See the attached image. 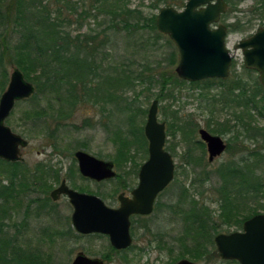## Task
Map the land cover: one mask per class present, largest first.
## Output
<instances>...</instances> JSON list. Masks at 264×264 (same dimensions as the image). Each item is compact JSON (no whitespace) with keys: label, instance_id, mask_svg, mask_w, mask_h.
<instances>
[{"label":"rangeland","instance_id":"1","mask_svg":"<svg viewBox=\"0 0 264 264\" xmlns=\"http://www.w3.org/2000/svg\"><path fill=\"white\" fill-rule=\"evenodd\" d=\"M92 1L67 0L71 7H66L64 12L70 17L69 29L74 33L91 31L93 28L98 30L105 28L106 22L102 15L92 8ZM119 1L122 4H129L131 8L142 10L146 16L152 13L158 14L160 11L151 8L156 0ZM58 2L59 6H62V1L58 0ZM186 2L187 0H184V7ZM227 4V11L224 13H227V16L222 14L219 23L228 27L226 43L233 56L229 78L239 75L248 83L247 86L250 89L253 79L258 78L259 74L255 70L250 74L247 73L242 49H236V45L240 40L252 35L258 27L263 26L264 10L256 11L255 0H243L237 6H232L228 2ZM173 6L176 9L184 8L176 4ZM161 7L165 5L161 4ZM85 10H92V14L99 13V17L96 20L94 15L85 16ZM233 23L241 30L231 31L230 25ZM161 34L163 35L156 37L155 33L147 28L138 32L127 30L111 32L107 61L118 68L126 66L137 72L144 71V74L149 76L153 74V79L158 80L153 83L151 89H146L147 84L138 85L127 95L135 100L136 109L149 110L153 100H159L158 120L165 121L167 125L165 148L175 160L173 181L158 196L153 212L135 219L132 227L133 242L126 250L119 252L113 249L108 236L98 233L82 234L75 230L71 219L73 207L66 196L61 195L58 200L51 199L49 208L43 209L37 203H32V199H37L38 195L44 194L43 191L21 193L17 202L12 200L10 203L11 213L6 220L9 223L8 234L9 236L18 234L17 244L22 250L35 253L39 264H71L80 251L92 257H102L104 264H175L182 258H188L200 264H237L233 262L234 260L226 262L227 260L221 257L217 250L215 236L219 233L242 230L243 227H239L238 224L249 215L248 209L254 207L255 201L248 202L247 209L237 202L238 208L242 205L244 209L232 210L230 213L233 214L229 217L228 224H223L222 217L219 215L221 210L218 201L222 177L217 174V170L230 159L235 158L240 161L245 155L244 152L248 150H250V153L248 152L250 156L253 150L264 155L262 138L259 135L256 137L249 135L254 129L264 128V116L251 107L247 111L242 104L223 106L219 99L223 86L218 82L205 84L202 80L200 84L194 85L187 80L185 83L176 82L175 78L170 80L165 73L171 68L178 76L176 67L179 61L173 67L170 66L168 57L172 48L166 41L168 35ZM5 67L8 71L7 88L12 70L18 67L9 63ZM164 80L168 81L165 91L161 89V82ZM5 90H0V97ZM147 93L152 96L149 100L145 98ZM158 95L161 97L157 98ZM37 102L46 109L44 98L40 96V101ZM99 103L101 102L93 105L85 101L78 105L73 115L58 129L55 140L58 146L55 150L50 145L53 140H47L46 133H52L56 123L49 118L37 120V123L26 118L25 113L33 108L35 101L30 99L18 101L7 118L6 123L29 141L28 145L22 149L24 159L21 162L29 167L37 165L58 170L48 179L49 196L50 192L60 185L62 179L67 177V183L70 186L73 185L78 190L102 194L108 205L118 206L117 196L122 192V189H119V181L124 177L102 182L84 179L74 156L78 150H84L98 158L115 163L118 144L114 142V135L117 127L123 125V115L117 112L113 105ZM250 110L253 113L249 112ZM147 115L148 112L140 114L136 125L145 126ZM45 124L49 125L46 132ZM200 128H205L214 135H220L226 144L230 145L228 150L226 149L213 162L208 160L207 145L199 134ZM148 146L149 143L146 147L138 146L136 163L128 160L127 164H123L124 161H121L120 167L115 163V170L120 175H126L125 180L131 182L132 187L138 185L139 178L133 174L128 176V174L136 172V169L139 171L148 159ZM189 152L194 155L190 162L187 158ZM257 172L264 180V159L258 166ZM206 176L208 178H204ZM4 177H6L5 173L0 175L1 179ZM3 183L7 184L8 180L4 179ZM193 200H197L200 205L208 208L206 212L210 213L218 225L217 228L212 229L208 224L203 241L207 246L209 245L210 252L203 254L204 257L199 260L188 256L182 257L181 254L186 251L179 241L184 233V218H187L190 213L189 209ZM260 204H264V200ZM256 211L264 213V209ZM209 234H213L215 247L209 241Z\"/></svg>","mask_w":264,"mask_h":264},{"label":"trees","instance_id":"2","mask_svg":"<svg viewBox=\"0 0 264 264\" xmlns=\"http://www.w3.org/2000/svg\"><path fill=\"white\" fill-rule=\"evenodd\" d=\"M61 1L62 6H59L58 0H0V90H5L7 85L8 71L5 67L7 63L16 65L23 71L25 77L34 83L35 92L26 99L35 101V104L25 115L28 120L36 123L42 118H49L56 123L53 132L46 133L47 140H53L50 145L54 150L58 146L55 141L58 129L73 115L78 105L85 101L93 105L98 102L113 105L115 110L123 115V125L117 127L114 135V142L118 144L117 158L114 161L119 167L122 163L127 164L128 160L136 163L138 146L146 147L148 144L144 126L136 125L137 117L146 114L148 109H136L135 100L127 93L134 91L138 85L147 84L146 89H151L153 83L158 80L153 79V74L149 76L144 74V71L137 72L126 66L118 68L108 62L109 35L111 32L122 30L138 32L147 28L155 33L156 37H160L163 34L157 27V13L146 16L142 10L131 8L129 4H122L119 0H93L92 8L102 15L106 22L105 28L74 33L69 29L70 17L64 12L66 7L71 6L67 0ZM241 1L243 0H227L232 6H237ZM161 4L184 7V0H156L151 8L160 10ZM254 6L256 11H263L264 0H255ZM91 11L85 10L84 15H94V19L97 20L99 13L92 14ZM224 16H227V13ZM230 27L231 31L241 30L239 27L236 28L235 23ZM166 41L172 48L168 62L173 67L179 61V52L169 36L166 37ZM167 71L165 74L170 80L175 78L176 82H186L173 73L171 68ZM246 71L250 74L253 70ZM202 82L205 84L218 82L223 86L219 94L223 106L242 104L247 111L251 107L264 116V86L260 83L259 76L253 79L251 91L248 83L237 74L228 79L209 78ZM161 83V89L165 91L168 81L164 80ZM200 83L191 82L194 85ZM151 94L147 93L145 98L151 99ZM40 96L46 101V109L37 102L40 101ZM44 127L46 132L49 125L45 124ZM249 135L254 137L259 135L264 143V128L254 129ZM229 147L227 143V150ZM248 152H244L245 155L240 161L230 159L217 170V174L222 177L218 201L223 224H228L229 217L233 214L230 213L232 210L247 209L248 202L252 200L255 201V205L248 209L250 213L239 222V227H243L246 219L259 214L256 210L264 209V204H260L264 200V180L257 172L264 155L253 150L250 156ZM187 158L190 162L194 155L189 152ZM56 172L58 170L53 168L37 165L29 167L23 162H10L0 158V175L5 173L4 179L8 180V183L4 184V179L0 178V264H39L35 253L26 252L17 244L18 234L9 236L7 230L9 223L6 220L11 213V201L17 202L22 194L31 191L35 193H38V190L39 193L43 191L44 194L32 199V203H37L43 209L49 208L52 201L49 196L48 179ZM237 202L245 207L240 205L238 208ZM206 209L208 208L200 205L197 200H193L190 213L184 218V233L179 238L186 251L181 254L182 257L188 256L199 260L210 252L209 245L203 241L204 234L208 224L212 229L218 225ZM209 241L215 247L213 234H209ZM233 262L239 264L236 260Z\"/></svg>","mask_w":264,"mask_h":264},{"label":"water","instance_id":"3","mask_svg":"<svg viewBox=\"0 0 264 264\" xmlns=\"http://www.w3.org/2000/svg\"><path fill=\"white\" fill-rule=\"evenodd\" d=\"M227 7L225 0H187L183 9L173 6L160 9L156 18L157 27L161 33L170 37L179 51L176 72L180 78L190 82L229 78L233 56L226 43L228 27L219 23ZM239 48L244 55L245 67L257 71L259 81L264 86V25L240 40L236 45V49ZM35 89L34 83L25 77L21 69L12 70L9 84L0 97L1 159L10 162H21L24 159L22 149L29 141L15 132L6 120L16 103L30 97ZM158 111L159 100L154 99L144 126L149 142V157L141 166L139 184L132 192L133 198L120 195V206L110 207L97 195L70 188L65 180L51 191L53 200L62 194L68 195L74 208L72 221L77 232L107 234L117 249L132 244L130 217L152 213L158 193L175 176L174 157L165 149L166 123L158 120ZM199 134L207 144L210 162L226 151L227 144L220 135H214L205 128H200ZM75 156L84 176L100 181L111 179L117 174L113 161L98 158L84 150H78ZM215 243L223 259L237 260L240 264H264V213L245 220L242 230L217 234ZM71 264H104V259L80 251ZM175 264L200 263L182 258Z\"/></svg>","mask_w":264,"mask_h":264},{"label":"flooded vegetation","instance_id":"4","mask_svg":"<svg viewBox=\"0 0 264 264\" xmlns=\"http://www.w3.org/2000/svg\"><path fill=\"white\" fill-rule=\"evenodd\" d=\"M165 122V121H164ZM166 123V122H165ZM166 132H167V125H166ZM207 145V144H206ZM75 156V155H74ZM221 156V155H220ZM219 156V157H220ZM75 158H76V156H75ZM218 158V157H217ZM77 159V158H76ZM78 161V160H77ZM115 167V169H116V166H114ZM78 168H79V164H78ZM141 169V168H140ZM79 171H80V169H79ZM116 172H117V170H116ZM139 172H140V170L136 173V172H133V173H129L128 174V176L129 175H132L133 174V176H137L138 178H139ZM80 174H81V176L84 178V179H89V180H93V181H96V182H102V181H107V180H110V179H108V178H106V179H103V180H96V179H92V178H90V177H87V176H84L81 172H80ZM124 175V174H123ZM123 175H120L118 172H117V174H116V176L115 177H113V178H111V179H121L122 177H124V179H121V181H119V189L121 188L122 190V192H120L119 194H118V196H117V202H118V206H110V205H108L107 203H106V201L104 200V196L101 194V195H99L98 193H96V192H91V191H86V190H78V189H76V188H74L73 187V185H69L68 183H67V177L66 178H63L62 179V181H66V184L70 187V188H72V189H75V190H77V191H80V192H83V193H87V194H94V195H97V196H99L105 203H106V205H108V206H110V207H114V208H118L119 206H120V201H119V196L120 195H123V196H125V197H128V198H133V190L138 186H136V187H132V183L131 182H129L128 180L126 181L125 180V177H127L126 175L125 176H123ZM175 177V176H174ZM62 181H61V183H62ZM70 181V180H69ZM173 181V180H172ZM171 181V182H172ZM170 182V183H171ZM60 183V184H61ZM170 183L168 184V185H170ZM138 184H139V182H138ZM167 185V186H168ZM166 186V187H167ZM165 187V188H166ZM55 189V188H54ZM163 191V190H162ZM161 191V192H162ZM160 192V193H161ZM160 193H158V195H157V197H156V199H155V202H154V206H155V204H156V200H157V198H158V196L160 195ZM62 195H64V196H66L67 198H68V200H69V202H70V199H69V197H68V195H66V194H62ZM61 196V195H60ZM50 197H51V192H50ZM51 199H53L52 197H51ZM59 199V198H58ZM57 199V200H58ZM71 203V202H70ZM72 205V204H71ZM72 207H73V205H72ZM153 210H154V208H153ZM73 211H74V208H73ZM153 212V211H152ZM72 214H73V212H72ZM151 214V213H150ZM149 215V214H148ZM143 216H147V215H142V214H134V215H132L131 217H130V219H131V226H130V232H131V235H132V238H133V234H132V227H133V225H134V223H135V219L136 218H141V217H143ZM71 219H72V215H71ZM72 223H73V221H72ZM76 230V229H75ZM91 234V233H90ZM98 234H102V233H98ZM103 235H106V236H108L107 234H103ZM108 238L110 239V237L108 236ZM134 239V238H133ZM113 246V245H112ZM128 248V247H127ZM127 248H124V249H117V248H115L114 246H113V249H115V251L117 250V252H119V251H122V250H126Z\"/></svg>","mask_w":264,"mask_h":264}]
</instances>
